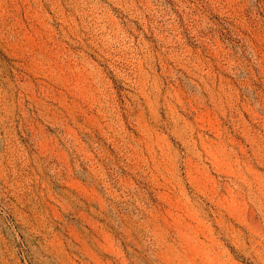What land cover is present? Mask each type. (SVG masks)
Wrapping results in <instances>:
<instances>
[{
	"label": "rangeland",
	"instance_id": "1",
	"mask_svg": "<svg viewBox=\"0 0 264 264\" xmlns=\"http://www.w3.org/2000/svg\"><path fill=\"white\" fill-rule=\"evenodd\" d=\"M0 264H264V0H0Z\"/></svg>",
	"mask_w": 264,
	"mask_h": 264
}]
</instances>
